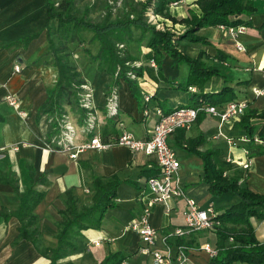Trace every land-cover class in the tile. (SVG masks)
I'll use <instances>...</instances> for the list:
<instances>
[{
    "label": "crops",
    "instance_id": "1",
    "mask_svg": "<svg viewBox=\"0 0 264 264\" xmlns=\"http://www.w3.org/2000/svg\"><path fill=\"white\" fill-rule=\"evenodd\" d=\"M250 2L254 8L248 16L250 24L238 36L244 46L242 50L235 49L233 39L219 25H203L196 30L198 35L207 39L206 43L186 44L185 50L190 55L202 50L206 54L203 56L204 61L215 64L226 80L219 75H212L202 83L200 89L191 85L194 90L188 91L190 96L194 93L193 99L200 90H214L226 83L238 92V98L247 99V106L257 110L264 107V95L254 96L250 92L252 86L264 85V0ZM188 9L196 13L199 11L194 0H178L166 5V11L175 17L187 15ZM46 22L50 30L55 28V19L47 20L44 0H0V264H47L48 260L38 252L36 246L42 248L54 242L60 210L64 207L63 195L67 188H72L77 205L90 202L91 173H115L119 177L113 197L114 205L104 211L99 226L80 230L74 240L75 247L60 257L56 264H98L103 257L116 250L129 255L126 258L128 264H150V256L137 248L140 244L139 236L131 228V222L139 215L142 207L148 205L151 225L159 231L168 230L182 223L183 201L179 198L169 201L167 209L162 203L150 202V193L144 184L146 177L139 175L138 171L142 167L156 166L152 154L112 144L101 149L85 148L71 159L67 155L68 149L56 142L62 119L79 123L84 114L83 111L82 114L74 111V117L70 116L67 112L68 104H63V110L55 116L40 110L41 103L56 79L44 28ZM180 25L182 24L174 23L175 27ZM24 38L28 39L23 41ZM140 46L141 51L134 53L137 59L144 61L140 68L142 75L135 78L139 84L136 86V96L131 94L128 83L121 77L118 78L117 86H110L109 75L96 67V61L94 65L89 63L87 66L86 63L88 68L79 65V70L84 73L82 79L92 89L91 101L97 130L105 117L102 105L109 90L116 93L120 111L117 118L121 119L123 128L140 138L147 136L154 119L151 111L146 115L141 112L144 104L142 95L145 92L154 93V97L146 103L148 107L156 104L155 100L162 110L175 104L190 102L189 95L179 100H169L168 95L173 88L163 84L156 64L153 66L148 63V50L144 44ZM217 50L225 54L224 59L214 57ZM172 60L166 55L162 56L163 76L175 79L186 76V68L180 73L172 74L175 68ZM15 64L19 66L17 71L13 69ZM237 79L247 81L235 83ZM78 87L79 101L82 89L79 85ZM6 94L16 100V107L8 102ZM18 110L23 111L24 115H20ZM250 121L256 124L252 134L259 136V142H243L239 146L228 147L222 135H237L242 130L232 126V119L218 124L215 117L205 112H199L188 129L177 128L168 137V142L171 141L180 148L174 149L179 159L180 181L187 194L200 205L210 202L216 210H220L231 202L232 194L228 191L211 194L208 191L207 184L202 180L200 158L187 153L182 147L185 138L197 135H202L203 138L200 148L215 150L214 159L223 173L237 175L238 180L251 190L264 193V152L252 155L246 170L239 166L244 158L241 146H264V117H253ZM115 125L116 130H120L117 122ZM85 136L77 132L74 141L79 143ZM180 150L182 154L178 155ZM226 153L231 155V161L225 160ZM29 185L42 191V197L32 209L36 214L35 225L38 228L36 246L28 239L18 237L20 220L15 213L19 200L17 192ZM257 222L260 224V231L253 224L255 235L264 239V219ZM206 231L207 233H203ZM185 239L194 247L187 264H207L209 257L197 247L203 241L214 244V232L210 229L190 231Z\"/></svg>",
    "mask_w": 264,
    "mask_h": 264
},
{
    "label": "trees",
    "instance_id": "2",
    "mask_svg": "<svg viewBox=\"0 0 264 264\" xmlns=\"http://www.w3.org/2000/svg\"><path fill=\"white\" fill-rule=\"evenodd\" d=\"M44 1L47 20L55 19L56 30L70 32L74 28L88 30L94 34L99 41L97 51L92 56L97 61L96 67L107 72L110 86H117L119 77L124 79L134 96H136V83L125 75L122 68L117 67L119 61L113 45L116 41H128L131 28L138 29L142 35L143 44L149 52L148 57L154 60L157 69L160 70V77L166 87L194 90L191 85L200 89L202 83L212 75H219L224 79L223 74L219 72L215 64L204 61L203 56L206 54L202 50H198L194 55L186 52L187 43L207 42L204 36L196 33V30L203 25H249L248 16L254 11L250 0H194L199 10L197 13L188 9L187 15L175 17L166 11V4L178 0H133L135 7H133L131 16L117 20L105 19L98 22L83 19L70 11L75 0H64L58 4H55L54 0ZM149 12L162 13L171 21V24L156 27L148 15ZM175 22L181 23L183 28L175 29L173 27ZM44 28L52 56V64L56 71V79L47 97L41 103L40 110L55 116L63 110V104H68L70 111H77L82 114L83 110L78 104L77 91L79 87L77 74L74 75V66L64 57H60L54 50L50 27L47 22L44 24ZM27 39L24 38L23 41ZM164 55L173 59L172 64L174 62L185 64L186 76H180L179 79L164 77L161 73V58ZM214 57L221 60L225 58V54L217 50ZM134 69L137 75L141 74L140 67ZM224 81L226 80L224 79ZM246 81L245 79H237L234 82L244 83ZM150 95L152 97L154 93ZM192 97H194V93H191L190 102L175 104L163 111L167 112L179 106H195L201 101L210 104H223L231 99H237L239 94L232 85L225 83L214 90H200L194 99ZM155 103L159 105L156 100ZM253 117H264V107L257 110L254 107L246 106L244 111L233 120L232 126L251 135L256 126L254 122L250 121ZM118 120L123 126L121 119ZM116 122L105 116L103 121L99 123L98 134L102 141L109 140L117 133ZM202 141V135L187 137L184 139L182 147L200 158L202 180L207 184V189L211 194L226 191L232 194L231 202L217 210L215 214V218L220 223L214 225L210 230L215 234L214 247L216 253L209 257L207 264H231L233 262L264 264V239L256 237L251 221V218L255 220L264 219V193L251 190L244 182L238 180L237 175L223 173V169L214 159L215 150L213 148H200ZM261 147L247 146L249 149L248 156L263 153L264 146L261 145ZM157 173V166L142 167L138 171V174L144 177L153 176ZM119 180L115 173L110 175L91 173L90 187L92 192L88 204L77 205L72 188H67L63 195L64 207L60 210L54 242L46 244L42 248L36 246L38 228L35 225L36 214L32 211L42 197V191L29 185L23 191L17 192L19 200L15 213L20 220L18 237L31 241L38 252L48 260L47 264H56L60 257L75 247L74 240L80 230L100 225L104 211L114 205L113 197ZM10 182L16 188V185L12 181ZM132 182L136 186V183ZM185 242L189 245L188 241ZM128 256L121 250H116V252L103 257L98 264H119Z\"/></svg>",
    "mask_w": 264,
    "mask_h": 264
},
{
    "label": "built area",
    "instance_id": "3",
    "mask_svg": "<svg viewBox=\"0 0 264 264\" xmlns=\"http://www.w3.org/2000/svg\"><path fill=\"white\" fill-rule=\"evenodd\" d=\"M175 3V1L168 4ZM157 13L149 12L148 15L152 21L157 19ZM161 26L156 23V26ZM220 27L229 35L234 42V46L238 50L244 48L238 36L245 29L244 24L222 25ZM150 65L155 64L152 58L148 59ZM136 66L140 63L135 62ZM17 64L13 65L14 71L18 70ZM130 72H127L129 74ZM131 75V74H130ZM133 75V74H132ZM81 87V95L78 104L83 110V119L79 123H74L69 119H62L61 127H59L58 140L61 145L68 149V157L75 158L78 151L85 148L101 149L112 144H120L128 147L132 151H139L145 154H152L158 169V173L153 176L144 178V184L150 193V202H159L167 209L169 201L174 199H182L183 206L181 214L183 221L180 225H175L168 230H157L151 225L148 218L149 207L144 205L139 215L134 219L130 226L134 229L138 236V250L150 256L151 264H187L189 254L194 247L187 244L185 236L190 231L200 229H211L214 225H218L220 221L215 218L216 208L212 203L207 202L200 205L192 196L188 195L184 186L180 181L178 174L179 161L176 157L174 149L168 142V137L177 128L188 129L195 120L199 112H205L217 119L218 124L225 120L237 118L246 108L248 101L246 98L231 99L223 104H210L203 101L195 106H179L170 111L164 112L159 105L153 104L148 107L146 103L150 100L151 95L145 93L142 95L143 106L142 114L146 115L149 111L154 114L152 125L147 136L140 138L135 137L131 132L125 130L121 122L117 119L118 102L114 90H109L105 94L103 101V109L105 116L117 121L120 130L109 138L102 141L99 137L96 127V118L94 106L91 101L92 89L87 82L79 84ZM113 89V88H112ZM250 92L254 95H264V85L252 86ZM5 98L14 107L17 106L16 100L6 94ZM20 115H24L23 111H17ZM87 135L84 140L79 143L74 141V135L77 133ZM228 147L239 146L243 142L250 143L259 142L261 139L256 134L248 135L245 131H241L237 135H222ZM244 158L239 162V166L247 169L250 157L249 149L241 146ZM226 161H231L232 157L229 153L225 155ZM199 249L204 250L208 257L214 256L216 249L214 244L208 241L199 243ZM119 264H128L123 259Z\"/></svg>",
    "mask_w": 264,
    "mask_h": 264
},
{
    "label": "rangeland",
    "instance_id": "4",
    "mask_svg": "<svg viewBox=\"0 0 264 264\" xmlns=\"http://www.w3.org/2000/svg\"><path fill=\"white\" fill-rule=\"evenodd\" d=\"M63 1L64 0H54V3L58 4V2H63ZM134 2L135 1L133 0H75L71 6L70 11H73L76 16L82 17L83 19L96 20L98 22H101L105 19L117 20L132 15L133 7H135ZM166 5H168V3ZM156 15H157V19L152 21L155 26L156 23H160L161 26L171 24V21L168 20L162 13L159 12ZM150 19L152 18L150 17ZM54 27L55 28L50 30L51 32L50 35L52 37L54 50L60 57L62 58L64 57L66 61H68L74 66L73 68V70L75 71L74 75L77 74V78H78L77 85H79L82 82H87L85 79H82V75L84 73L81 72L82 70H79L80 69L79 65H85L86 63L87 66L89 63L91 65H94L96 60H94L92 56L97 51L99 41L94 36V34H92L88 30L72 28L70 32L58 31L56 30V23ZM173 27L175 29L183 28L182 25L175 27L174 23H173ZM143 40L144 39L142 38V35L139 33V30L131 28L130 39L128 41L120 40L113 43L116 49L115 53L117 55V60L119 61L117 67L122 68L124 70L125 75H127L128 78L132 79L136 83V86H139V84L137 81H135L136 80L135 78H138L136 77L138 75L134 72L135 71L134 68L135 67L141 68V66H143L144 64V61L137 59L134 53H137V50L141 51L140 45L144 43ZM137 61L140 63L138 66H136L135 64V62ZM95 65L97 66V61ZM87 66L85 65L83 68H88ZM173 66L175 68H173L172 74L175 72L180 73L185 69V64L183 63L174 62ZM127 72L130 73L127 74ZM147 74L149 75L150 72H147ZM141 75L142 74H140V76ZM171 90L172 92H170V94L168 95L170 98L169 100L176 98L179 100L180 98L189 95L188 90L179 89V88H173ZM67 112L70 116H73L74 114V111L68 110ZM119 112L120 111L117 110V113ZM83 135L85 136L84 133ZM85 137H87V135ZM169 144L175 150L180 149L179 147H177V145H175V143L171 141L169 142ZM186 152L190 153L188 151ZM181 154H182V150H180L178 155ZM251 220L254 221L253 224H255V228H257L259 232L260 224L257 222L258 220H255L254 218H251ZM203 233H207V231ZM232 264H243V263L234 262Z\"/></svg>",
    "mask_w": 264,
    "mask_h": 264
}]
</instances>
